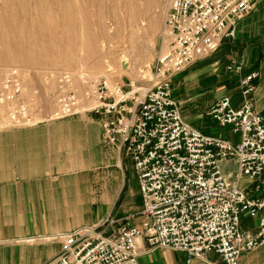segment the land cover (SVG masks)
Masks as SVG:
<instances>
[{
  "label": "built area",
  "instance_id": "built-area-1",
  "mask_svg": "<svg viewBox=\"0 0 264 264\" xmlns=\"http://www.w3.org/2000/svg\"><path fill=\"white\" fill-rule=\"evenodd\" d=\"M256 2L171 0L165 18L170 43L145 86L140 81L124 84L114 74L93 78L83 69L50 72L54 110L42 121L31 109L22 71L0 67L6 128L95 115L104 146L131 159L139 183L140 226L106 221L57 235L61 251L47 264H140V241L146 251L182 252L187 263L207 262L215 254L224 264H239L244 255L264 246V117L252 96L259 74L241 80V106L223 97L208 111L220 127L239 136L236 141L192 127L172 90L179 75L214 55L225 40L235 39L239 22L255 11ZM243 70L236 61L227 67L229 74ZM226 164L237 169L236 183L232 174L224 173ZM242 179L253 187L241 188ZM244 215L258 219L257 233L242 230Z\"/></svg>",
  "mask_w": 264,
  "mask_h": 264
},
{
  "label": "crops",
  "instance_id": "crops-1",
  "mask_svg": "<svg viewBox=\"0 0 264 264\" xmlns=\"http://www.w3.org/2000/svg\"><path fill=\"white\" fill-rule=\"evenodd\" d=\"M211 59L207 66L194 69ZM232 61L243 65L241 74L229 75ZM251 73L259 74L252 96L255 109L264 117V0H257L255 11L239 22L235 39L225 40L216 54L183 73L182 79L190 81L192 89L182 90L181 100L174 98L180 104H195L220 87V97L211 96L204 110L209 120L208 111L223 97L241 106L240 82ZM213 123L189 124L207 134ZM229 137L238 140L231 132ZM229 166L234 165L226 164L224 173ZM241 181L237 182L241 188L253 187L249 180ZM142 206L133 163L104 146L97 116L82 114L0 130V264H47L58 255L59 246L38 242L106 221L140 226ZM241 228L257 233L258 224L244 218ZM139 249L140 264H224L215 254L207 262L187 263L186 254L170 249L146 251L143 241ZM239 264H264V246L244 255Z\"/></svg>",
  "mask_w": 264,
  "mask_h": 264
},
{
  "label": "rangeland",
  "instance_id": "rangeland-1",
  "mask_svg": "<svg viewBox=\"0 0 264 264\" xmlns=\"http://www.w3.org/2000/svg\"><path fill=\"white\" fill-rule=\"evenodd\" d=\"M159 1L161 5L158 27L152 26V20L155 17L153 15L156 12L153 5L148 8V4H151L152 0H138L137 4L142 10L140 12L142 15L136 19H132L130 11L125 7L130 4L129 0H94L92 3L90 1L89 3L85 2L89 4L90 12L94 14L91 21H96L98 25L103 23L106 26L104 29L101 28L102 25L94 28V30L93 28L91 29L92 35L96 37V45L93 56L88 59L86 56L88 51L93 50L91 49L92 47L86 45L87 43L83 38L85 37L84 32L80 27V19L78 17H76L78 19L77 27L68 29L66 25L52 27L49 24V22L51 23V21L58 18L57 14L48 16L35 13L27 14L11 8L4 9L0 12V67H16L22 71L27 99L36 115L37 121L46 119L54 110L51 94L55 90V81L53 78L49 80L47 77V74L53 71L83 69L93 78L114 74L113 76L124 84H128L129 81H140V86H145V82L152 77L151 74L158 56L167 49L170 43L167 33L165 34L166 15L164 14L165 9L168 10L169 8L170 0ZM4 23L10 25L3 27ZM33 23H38V25H33ZM108 23L114 24L112 29H108ZM116 45H119L120 48L114 49ZM70 51L77 56L75 58L64 56L66 52ZM26 56L29 60L25 58ZM123 57L127 58L125 66H123V62L121 63ZM68 59L72 60L69 64L64 62V60ZM212 60L204 62L194 69L207 66ZM204 73H207V71L205 70ZM182 78L183 74L179 75L172 86L173 95L177 100H181L183 97L182 90L184 92L190 90L193 85H188L190 81ZM203 83L204 85L206 84V82ZM209 86H212V84ZM219 88L216 87L214 93L210 92L204 99L201 98L195 104H180L181 110L188 123L199 125L201 123L209 124L214 122L212 126L208 127L207 134L222 139H230V128H222L214 120H206L205 116L204 110L208 102L212 101L210 100L211 96H215V100L218 96L220 97ZM36 92L38 93L37 95H35ZM187 95H189V92ZM239 96L241 98V92ZM6 125V110L0 107V130L11 129L6 128ZM225 173L232 174V180H236L237 169L235 166L226 167ZM245 180H242L241 184ZM244 218L251 219L258 224V219H252L248 215H244L242 219ZM38 243L58 245L60 251L62 248V240L54 237L44 239ZM38 243H35V245Z\"/></svg>",
  "mask_w": 264,
  "mask_h": 264
},
{
  "label": "bare ground",
  "instance_id": "bare-ground-1",
  "mask_svg": "<svg viewBox=\"0 0 264 264\" xmlns=\"http://www.w3.org/2000/svg\"><path fill=\"white\" fill-rule=\"evenodd\" d=\"M89 1L92 3L94 0H87V1L86 0H0V12L3 11L4 9H10L11 8L13 10L25 12L27 14L35 13V14H39V15H48V16L49 15L52 16V14H57L58 18L56 20L51 21V23L49 22V24H51L52 27L57 26V25H60V26L66 25V27L68 29H75L77 27V25H78L77 20L78 19H76V17H78L80 19V27H81L82 31L84 32L85 37H83V38L85 39V42L87 43L86 45H89L90 47H92L91 49L93 50V51H88V53L86 55L87 59H88L89 57L93 56V54H94L93 52L95 50V45H96L95 44V38L96 37H94V35H92L91 29L93 28V30H94V28H98L101 25H102L101 26L102 29L106 28V26L103 23L102 24L100 23L101 25H98V23L96 21H91V18L93 19L94 14L90 12L89 4H86V3H89ZM137 2H138V0H129L130 4L125 6L130 11L129 13H130V16L132 17V19H136L142 15V14H140V12L142 10H141L140 6L137 4ZM152 5H153L154 10L156 11L153 15V17L154 16L155 17H154V20H152L153 21L152 26L158 27V23L160 22L159 9H160L161 2L159 0H152L151 4H148V8H150L149 6H152ZM167 11L168 10L165 9V13H164L165 15H166ZM46 20H47V18H46ZM45 22H47V21H45ZM40 23H41V25H43L42 22H40ZM116 24L118 25V23H116ZM8 25H10V24H8ZM8 25H7V23H4V25H2V26L8 27ZM33 25H38V23H33ZM113 26H114L113 23H108V29H112ZM165 34H166V32H165ZM118 48H120L119 45H116L114 49H118ZM66 50H68V49H66ZM71 51L66 52L64 54V56L70 57V58H75L77 55L72 53ZM18 56H20V55H18ZM125 57H123L121 59V63L123 62L122 64H124L123 66H125V64H126L127 58H125ZM25 58L27 59L28 57L26 56ZM27 60H29V59H27ZM77 60H78V58H77ZM70 61H72V60H69V59L64 60V62H67V64H69Z\"/></svg>",
  "mask_w": 264,
  "mask_h": 264
}]
</instances>
